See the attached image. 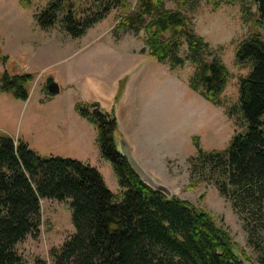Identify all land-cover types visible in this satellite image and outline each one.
<instances>
[{"label": "trees", "instance_id": "1", "mask_svg": "<svg viewBox=\"0 0 264 264\" xmlns=\"http://www.w3.org/2000/svg\"><path fill=\"white\" fill-rule=\"evenodd\" d=\"M169 1L180 8L193 4ZM212 1L219 8L245 0ZM253 1L259 16L255 26L261 33H253L237 49V61L251 68L240 84L245 131L235 134L223 151H205L194 137L196 154L188 160L192 185L213 184L241 217L251 240L264 233V0ZM23 4L30 5V0ZM130 9L128 0H94L85 9L75 0H51L35 19L43 30L59 24L67 35L80 38L113 10H121L125 13L114 29L118 38L144 31L146 52L155 61H171L174 67L190 61L196 67L190 89L219 105L229 72L212 57L209 43L194 32L187 15L167 9L166 0H138ZM184 44L187 55L182 58ZM34 80L30 73L5 70L0 93L27 102ZM75 109L95 127L101 156L112 166L122 200H114L96 168L75 159L42 156L21 139L0 134V264H27L17 245L28 236L38 237L42 200L68 202L75 228L52 253L53 264H245L229 232L208 213L175 195L166 196L142 179L119 151L114 113L98 102L79 103Z\"/></svg>", "mask_w": 264, "mask_h": 264}, {"label": "rangeland", "instance_id": "2", "mask_svg": "<svg viewBox=\"0 0 264 264\" xmlns=\"http://www.w3.org/2000/svg\"><path fill=\"white\" fill-rule=\"evenodd\" d=\"M50 1L30 0L24 6L23 0H0V75L8 70L35 77L27 102L0 93V134L21 139L42 156L75 159L96 168L119 202L122 191L111 164L101 156L97 131L75 109L79 103L98 102L117 118L120 152L172 196L208 213L229 232L245 264H264V233L251 240L241 217L213 184L192 185L188 164L196 154L194 137L205 151H223L235 134L245 131L240 84L251 68L237 61V49L250 35L261 33L255 26L259 16L254 1L216 8L212 0H193L180 8L166 0L167 9L187 15L194 32L209 43L212 57L227 68L229 80L219 105L190 89L196 71L190 61L178 67L155 61L146 52L144 31L118 38L114 29L125 12L113 10L84 36L72 38L59 24L49 30L38 25L35 16ZM75 1L81 9L94 3ZM128 1L134 9L138 0ZM186 55L184 44L179 56ZM49 78L59 84V95L47 94ZM41 203L38 237L28 236L17 245L27 264H53L52 253L75 233L68 202Z\"/></svg>", "mask_w": 264, "mask_h": 264}, {"label": "water", "instance_id": "3", "mask_svg": "<svg viewBox=\"0 0 264 264\" xmlns=\"http://www.w3.org/2000/svg\"><path fill=\"white\" fill-rule=\"evenodd\" d=\"M47 92L50 96H57L60 94L61 92V88L59 86V84L57 82H55V80L53 78H49L47 80ZM125 154V153H124ZM126 155V154H125ZM127 156V155H126ZM132 164V166L134 167V169L137 171V173L142 177V179L153 189H156L162 193H164L166 196L171 197V192L165 188L164 186H162L160 183H158L156 180H152L149 179V177L146 175V173L143 171V169L141 168V166L139 165V163L137 161H135L133 158H130L129 156H127ZM143 174H145L146 178H143ZM150 180V181H147ZM153 182V183H151Z\"/></svg>", "mask_w": 264, "mask_h": 264}]
</instances>
